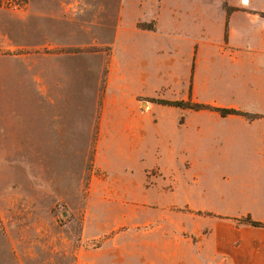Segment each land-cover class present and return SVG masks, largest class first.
<instances>
[{"label": "rangeland", "instance_id": "374dc122", "mask_svg": "<svg viewBox=\"0 0 264 264\" xmlns=\"http://www.w3.org/2000/svg\"><path fill=\"white\" fill-rule=\"evenodd\" d=\"M261 13L264 0H26L23 4L0 0V21L9 26L7 33L0 32V60L16 61L10 68L18 78L9 77L8 83L29 93L13 107L39 106L66 113L70 121L66 124L73 131L71 146L0 148V183L7 187L0 204H6L8 264H111V259L102 257L115 251L191 249L187 243L191 246L214 216L234 221L247 215L253 220L264 217V211L215 210L212 207L217 206L207 199L217 196L212 191L201 195L215 189L199 177L200 152L191 145L198 137L195 124L204 117L196 109L176 108L174 138L182 140L183 148L179 147L173 162L161 154L158 162L163 173L159 168L145 169L139 189L126 171L115 166L128 155V148L97 140L116 28L121 40L127 36L135 40L143 34L150 37L152 45L145 56L152 60L153 71L147 99L194 102L190 90L193 60L206 59L208 46L227 43L231 16L243 14L244 21L255 24L264 18ZM17 18L26 19L23 26ZM134 42L128 43L130 58L138 55ZM199 43H205V51L199 52ZM209 96L220 102L243 99L240 94ZM141 99L139 106L147 108L148 100ZM239 111L249 121L262 117ZM171 117L165 111L164 123H171ZM39 126L46 127L42 122ZM48 129V133L41 132L39 141L57 138ZM226 149L217 150V159L225 153L254 154L250 146L240 151ZM130 163L124 161L123 166L138 175L141 158ZM171 185L172 190L160 194L163 186ZM187 200L212 209L189 210L183 205ZM169 201L175 204L165 205ZM82 252H88V258L81 259L85 257ZM11 253H18L19 258H11Z\"/></svg>", "mask_w": 264, "mask_h": 264}, {"label": "crops", "instance_id": "0c3cea01", "mask_svg": "<svg viewBox=\"0 0 264 264\" xmlns=\"http://www.w3.org/2000/svg\"><path fill=\"white\" fill-rule=\"evenodd\" d=\"M17 20L21 25L26 19ZM244 20L243 14L231 16L227 29L228 41L223 43L224 47L221 43H214L208 46L210 52L206 59L197 57L192 63L190 90L194 102L262 116L249 121L238 114L220 116L210 109L197 111L204 117L195 124L198 137L191 141V145L199 148L200 157H197V165L202 173L199 177L208 180L209 183H206L215 189L201 195L212 191L217 197L207 200L217 206L212 207L213 209L225 212L264 211V18L258 20L259 22L255 21V24ZM0 24V32L7 33L8 24L1 21ZM119 35L116 28L108 71L109 82L102 98L97 140L99 143L103 141L106 145L128 148V155L118 160L115 166L120 172L126 171V177L139 189L145 180V169L159 168L163 173V168L159 166L161 154L166 161L173 162L179 147L182 150V140L174 138L177 132L174 118L176 108H180L158 106L153 104L151 98L147 99L150 97L148 87L153 71L152 60L145 56V52L152 45L150 37L143 34L134 42L135 40L129 36L121 40ZM132 41L136 43L139 51L138 55L130 58L131 48L128 43ZM145 42L149 43L148 47H143L142 43ZM198 47L199 52L205 51V43H199ZM14 62L16 61L0 60V105L4 107L3 110L0 109V148L71 146L73 131L66 124L70 122L66 119V113L56 110L50 112L39 106L35 109L13 107L18 103L17 100L29 95L16 84L8 83L9 77L18 78L17 72L10 68ZM214 92L230 94L232 97L240 94L243 99L235 101L229 98L225 102H220L209 96ZM141 98L148 100L147 108L139 106ZM165 111L173 118L171 123H167L171 124L169 130H165L167 127L163 118ZM105 120L108 121L106 129ZM41 122L50 127L57 138L48 142L39 141L38 137L44 135L41 132H49L48 128L39 132V129L46 128L39 126ZM66 127L69 128L68 131ZM26 128L28 132H25ZM24 137L31 140H25ZM248 146L254 148L253 155L231 156L225 153L217 159V150L233 148L240 151ZM234 150L231 151L234 153ZM152 154L156 157L154 162ZM137 157L141 158L138 175L132 174V171L129 173L123 166L124 161L130 163ZM215 158L217 163L213 161ZM211 169L214 170L213 174H209ZM1 176L0 170V178ZM5 185L0 183V196L6 192ZM163 187L160 194L164 195L168 189L172 190V185ZM171 204L175 203L169 201L165 205ZM183 205L194 211L212 209L194 206L189 200ZM5 210L6 204L3 206L0 204V264H8L9 258L6 237L8 220L4 214ZM256 220L264 223V217L258 216ZM205 225L207 230L196 236L191 246L187 243L191 249L155 252L115 251L102 258L111 259V264H264V225L237 224V221L221 215L210 218ZM81 254L85 255L80 257L81 259L88 258V252ZM11 258H19L18 253H11Z\"/></svg>", "mask_w": 264, "mask_h": 264}, {"label": "trees", "instance_id": "16d2710c", "mask_svg": "<svg viewBox=\"0 0 264 264\" xmlns=\"http://www.w3.org/2000/svg\"><path fill=\"white\" fill-rule=\"evenodd\" d=\"M25 2H26V0H15V3H17V4H23ZM260 15L262 17H264V13H261ZM151 101L161 103L162 105L174 106V107H178V108L187 107V108L196 109V110L210 109V110L216 111L221 116H226L228 114H241V115L246 116V114L244 112H241L239 110H235L232 108H220V107L210 106V105H206V104L192 102L190 100L172 101V100H158V99L152 98ZM236 221H237V224H249L252 226H263L264 225V223H262L260 221L253 220L249 215L245 216L244 218L237 219Z\"/></svg>", "mask_w": 264, "mask_h": 264}]
</instances>
